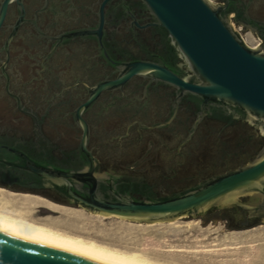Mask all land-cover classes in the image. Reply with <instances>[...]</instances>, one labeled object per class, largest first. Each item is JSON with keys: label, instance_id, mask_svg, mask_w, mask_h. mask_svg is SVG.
I'll use <instances>...</instances> for the list:
<instances>
[{"label": "flooded vegetation", "instance_id": "obj_1", "mask_svg": "<svg viewBox=\"0 0 264 264\" xmlns=\"http://www.w3.org/2000/svg\"><path fill=\"white\" fill-rule=\"evenodd\" d=\"M4 2L0 0V144L18 146L37 158L78 164L82 129L74 112L96 86L116 79L134 62L165 66L194 79L143 0H8L2 11ZM213 3L226 8L231 27L255 34L257 46H264V0ZM200 113L198 97L134 75L102 90L81 117L89 129L87 148L101 168H122L123 174L162 196L178 190L168 189L167 183H184L186 188L247 163L264 143V131L232 111L210 106ZM155 147L167 153V169L142 176L148 167L159 166L152 156ZM136 148L141 151L133 161L120 160ZM25 181L24 174L0 166L1 188L68 204L58 193ZM210 214L232 230L264 222L236 207Z\"/></svg>", "mask_w": 264, "mask_h": 264}, {"label": "water", "instance_id": "obj_2", "mask_svg": "<svg viewBox=\"0 0 264 264\" xmlns=\"http://www.w3.org/2000/svg\"><path fill=\"white\" fill-rule=\"evenodd\" d=\"M154 14L157 24L179 50L194 79L165 67L134 62L114 80L94 88L88 99L74 112L82 129L75 165L37 158L11 144H0V166L26 176L28 185L52 190L68 204L93 213L114 215L138 222L171 221L180 216L203 215L221 205L236 207L248 216L264 220V143L247 163L212 175L193 185L167 183L178 189L156 195L138 178L123 174L122 168L103 169L87 148L89 129L81 117L105 89L121 84L134 75H147L190 93L200 100L204 115L210 106L232 111L254 122L264 131V46L250 47L243 42L225 19L226 8L209 0H143ZM8 0L2 5L4 10ZM2 16L0 17L1 22ZM255 32V29H251ZM199 116V117H200ZM141 149L127 150L120 160L131 162ZM159 166L148 167L142 176L167 169L168 156L163 148H153ZM144 169L145 166H135ZM182 188V189H181ZM248 193L247 202L239 201ZM0 264H109L53 245L42 239L29 238L0 227Z\"/></svg>", "mask_w": 264, "mask_h": 264}, {"label": "rangeland", "instance_id": "obj_3", "mask_svg": "<svg viewBox=\"0 0 264 264\" xmlns=\"http://www.w3.org/2000/svg\"><path fill=\"white\" fill-rule=\"evenodd\" d=\"M243 35L250 47L257 46L259 39L255 34L248 31ZM0 189L15 194H29ZM248 198L249 194L244 193L240 195L239 201L247 202ZM68 207L78 213L77 221L59 222L60 214L43 205L31 209H0L13 215L20 213L32 219L47 220L60 230L121 250L137 252L166 264H264V222L254 228L232 230L224 220H211L210 211L202 216H180L171 221L138 222L93 213L75 205ZM225 208L228 207L221 205L216 209Z\"/></svg>", "mask_w": 264, "mask_h": 264}, {"label": "bare ground", "instance_id": "obj_4", "mask_svg": "<svg viewBox=\"0 0 264 264\" xmlns=\"http://www.w3.org/2000/svg\"><path fill=\"white\" fill-rule=\"evenodd\" d=\"M0 191V207L2 209H31L37 205H43L60 214L59 222L77 221L78 213L68 206H62L50 200L48 201V199L46 200V198L44 199L42 196L29 195L30 193L15 194L12 192H4V190L1 189ZM0 227L25 237L42 239L53 245L75 251L109 264H166L164 262L152 260L137 252L121 250L79 234L60 230L47 220L41 221L32 219L20 213L18 215H13L1 209Z\"/></svg>", "mask_w": 264, "mask_h": 264}, {"label": "built area", "instance_id": "obj_5", "mask_svg": "<svg viewBox=\"0 0 264 264\" xmlns=\"http://www.w3.org/2000/svg\"><path fill=\"white\" fill-rule=\"evenodd\" d=\"M209 1L210 2H213L214 0H209ZM233 30L236 31L239 34L240 38L243 40V42L248 45V43L246 42V39H245L244 35L239 31V27L236 28V27L233 26Z\"/></svg>", "mask_w": 264, "mask_h": 264}]
</instances>
